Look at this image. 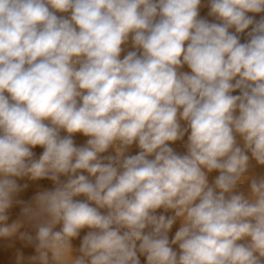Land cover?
I'll list each match as a JSON object with an SVG mask.
<instances>
[{"label": "clouds", "instance_id": "1", "mask_svg": "<svg viewBox=\"0 0 264 264\" xmlns=\"http://www.w3.org/2000/svg\"><path fill=\"white\" fill-rule=\"evenodd\" d=\"M0 264H264V0H0Z\"/></svg>", "mask_w": 264, "mask_h": 264}, {"label": "rangeland", "instance_id": "2", "mask_svg": "<svg viewBox=\"0 0 264 264\" xmlns=\"http://www.w3.org/2000/svg\"><path fill=\"white\" fill-rule=\"evenodd\" d=\"M202 14H203V13H202ZM209 19H211V18H209ZM124 47H125V52H127V51H129V50H132L130 44H129V45H125ZM122 55H123V54H122ZM185 70H187V69H185ZM76 138H77L76 140H77V143H78V144H79V143H83V141H84V139H85V138H83V137H79V136H77ZM81 141H82V142H81ZM176 147L178 148V150L183 151V149L180 148L179 145H177ZM136 151H138V149L133 148V149H132V154H135ZM213 175H215V174H213ZM31 194H32L31 192H26V193H24V194H21V198H22V199H28V197H29ZM18 212H19V208H18V207L13 209L14 217H15V214H18ZM77 243H78V242H77ZM17 247H20V245L18 244ZM22 250L25 252L26 255L34 254V250H32V249H22Z\"/></svg>", "mask_w": 264, "mask_h": 264}, {"label": "bare ground", "instance_id": "3", "mask_svg": "<svg viewBox=\"0 0 264 264\" xmlns=\"http://www.w3.org/2000/svg\"><path fill=\"white\" fill-rule=\"evenodd\" d=\"M77 139V138H76ZM82 142V141H81Z\"/></svg>", "mask_w": 264, "mask_h": 264}]
</instances>
